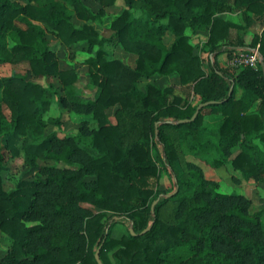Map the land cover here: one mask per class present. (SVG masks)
Wrapping results in <instances>:
<instances>
[{
  "label": "trees",
  "instance_id": "obj_1",
  "mask_svg": "<svg viewBox=\"0 0 264 264\" xmlns=\"http://www.w3.org/2000/svg\"><path fill=\"white\" fill-rule=\"evenodd\" d=\"M98 1L95 12L84 0H0V64L28 62L35 76L57 77L63 92L22 73L0 77V230L13 240L1 264H264V209L253 212L251 198L220 192L198 164L185 161L186 152H215L221 165L239 147L232 166L247 180L264 181V28L246 44L231 39L240 24L216 15L243 11L251 25L264 19V0H124L107 39L93 25L73 22L74 15L101 21L118 0ZM45 27L66 46L86 42L94 51L86 64L96 98L82 99L75 88L79 72L61 69ZM206 28L203 50L211 54V72L187 34ZM169 30L175 39L167 46ZM106 41L136 54V66L110 58ZM257 44L263 55L258 68L235 73L216 60ZM175 72L181 92L139 85ZM54 95L67 110L89 117L78 133H45L49 123L62 124L61 118L45 119ZM206 102L195 120L181 121ZM113 106L116 123L108 114ZM207 111L219 117L216 126L205 123ZM85 137H91L87 148ZM21 141L26 166L39 167L38 160L65 165L40 166L44 178L5 190L4 149L18 155ZM154 148L176 183L172 193L159 188ZM124 221L128 234L114 237Z\"/></svg>",
  "mask_w": 264,
  "mask_h": 264
},
{
  "label": "rangeland",
  "instance_id": "obj_2",
  "mask_svg": "<svg viewBox=\"0 0 264 264\" xmlns=\"http://www.w3.org/2000/svg\"><path fill=\"white\" fill-rule=\"evenodd\" d=\"M22 3H27L28 0H18ZM95 12L99 10L100 3L98 0H84ZM126 7L124 0H118L114 6L108 7L106 10V15L102 18L101 21H87L88 24L93 25L99 32L100 36L104 39H107L111 36L112 31L110 29L111 21L120 14L123 9ZM74 22L76 26L82 27L85 24L84 21H81L74 17ZM21 25V24H20ZM21 26H24L23 24ZM46 37L50 40L52 49L59 55L60 66L63 69L66 68H75L79 71V79L75 83V88L78 93L81 95L84 101H90L97 97L98 89L90 82V76L88 72V65L86 60L91 56L94 51H89V45L87 43H78L75 46L66 47L59 44V40L55 38V35L51 33L48 27H45ZM108 42V41H107ZM111 57H123L124 52L122 47H118L112 43H103ZM223 58V57H222ZM220 58V61L221 59ZM232 72L237 73L238 70L230 67ZM240 70V69H239ZM15 73L24 74L28 80L33 82H38L44 86L49 84H54L55 87H58L60 90V82L57 77H37L33 74L30 65L28 62H23L20 64H0V77H6L13 75ZM153 81L157 82V79ZM159 82V81H158ZM146 81H140V86L144 88ZM61 93L62 90H60ZM53 103L50 106L49 110L45 114V119L48 117L61 118L62 124L56 125L49 123L45 129V133L48 135L52 132H58L60 136L73 135L79 132V128L83 124L84 120L89 118L84 114H78L64 108L59 101L58 96H53ZM4 114L8 120L11 119L10 109L5 105H1ZM116 107H111L108 109V114L110 120L113 123H116ZM219 121L217 115L211 114L208 111L205 113V123L209 126H216ZM93 121H90V125H94ZM91 141V137H85L84 142L81 143L82 146L88 147ZM3 144H6V138H2ZM23 142L18 143L19 154L14 155L13 151L10 148L4 149L6 169L2 172L3 178V187L5 190H12L17 186V183L20 180H40L45 176L40 171V166L45 165H65L64 162L49 160L43 161L38 160L39 167H29L25 165V153L22 147ZM93 154L95 152L90 149ZM240 151L239 147H236L230 156L229 160L224 162L221 165L215 164V159L218 158L217 153H203L200 156H197L193 153L186 152L185 161L190 160L198 164L203 175L207 179L214 180L218 183V190L223 193H233V194H243L253 200V212L257 210L264 209V181L256 180H247L243 177L242 173L236 170L231 163V160L234 156ZM153 154L158 161V164L161 168V176L159 182V188L163 189L169 193H172L176 190L175 181L170 178L168 171L163 167L161 162V153L158 148L153 149ZM182 169H185V162L183 161L180 165ZM91 206V205H89ZM96 212L100 211L99 208L91 206ZM111 213L107 212L106 215L109 216ZM129 232V222L124 221L117 223L113 231V236L120 238L124 234ZM12 238L7 235L4 231L0 230V264L2 257L7 253V251L12 246Z\"/></svg>",
  "mask_w": 264,
  "mask_h": 264
},
{
  "label": "crops",
  "instance_id": "obj_3",
  "mask_svg": "<svg viewBox=\"0 0 264 264\" xmlns=\"http://www.w3.org/2000/svg\"><path fill=\"white\" fill-rule=\"evenodd\" d=\"M216 15L220 16V17H222V18H224L226 20H230V21H232L234 23L240 24L241 28H233L231 30V39L238 40L239 38H242V39H244L246 44L250 43V41L252 39V36L255 33H261L263 28H264V19L262 21H258V22L254 23V24L248 25L246 23V21L244 20L243 11L217 12ZM74 17L79 19L76 15H74ZM74 17H73V19H74ZM79 20H81V19H79ZM81 21H84L85 23H87V21H85V20H81ZM73 22H74V20H73ZM187 34L191 37L190 38V42L194 46V53L200 55L203 58V60H204V63H203L204 68L207 70V72H211V67H210V62H209V58L211 57V54H209L208 52L203 50V46L205 45V43H206V41H207V39L209 37L208 28L200 29V30H198L196 32L191 31L190 29H188L187 30ZM55 38L57 40H59L56 36H55ZM163 39H164L165 44L167 46H170L172 44V42L174 41V39H175V35L172 33V31L169 30V31L166 32V34H165ZM108 42L112 43L114 45H117V44H115V43H113L111 41H108ZM108 42L106 41V42H104V44H106ZM81 43H86V42H81ZM59 44H61V46H66V45L62 44L60 41H59ZM75 45L76 44L71 45V46H75ZM71 46H66V47H71ZM117 46L118 47H122L119 44ZM103 48L109 53V51L105 47H103ZM121 49H123V52H124L123 57H111L110 55H109V57L110 58H119V59L123 60L125 63H127V64H129L131 66H136L137 55L134 54V53L126 51L123 47ZM241 49H243V48L239 47L237 50H241ZM245 49H247V48H245ZM237 50L233 51L232 53L236 52ZM220 58H222L221 61H220ZM229 58H230V54L228 52H223V53L219 54L216 57V60H217V62L219 63L220 66L225 67V68H230V66L228 64ZM61 69H63V68H61ZM66 69H69V68H66ZM88 70H89V68H88ZM154 79H157L159 82L158 81L157 82L153 81ZM141 80L142 81H146V84L149 83V82H152V83H155L156 85H158L160 87L174 86L176 88L177 92H181V90H182L181 89L182 85H181L180 76L176 72L168 74V75L156 74V75H154L153 77H151L149 79H141ZM140 81H139V85H140ZM142 89H145V87L142 88ZM192 100H193V103H195L194 102V96H192ZM113 107H116V109L118 108V106H113ZM62 137H64V136H62Z\"/></svg>",
  "mask_w": 264,
  "mask_h": 264
},
{
  "label": "built area",
  "instance_id": "obj_4",
  "mask_svg": "<svg viewBox=\"0 0 264 264\" xmlns=\"http://www.w3.org/2000/svg\"><path fill=\"white\" fill-rule=\"evenodd\" d=\"M263 61L260 44L255 47L237 50L230 55L228 64L230 67L239 70L243 67L258 68Z\"/></svg>",
  "mask_w": 264,
  "mask_h": 264
},
{
  "label": "water",
  "instance_id": "obj_5",
  "mask_svg": "<svg viewBox=\"0 0 264 264\" xmlns=\"http://www.w3.org/2000/svg\"><path fill=\"white\" fill-rule=\"evenodd\" d=\"M262 63H263V61H262ZM209 103H211V102H206V103L201 104V105L198 107V109H197V111L195 112V114L192 116V118H190V119H186V120H181V121L183 122V121H193V120H195L196 117L198 116L199 112H200V109H201L204 105H207V104H209ZM155 203H156V202H155ZM146 230H147V229H146ZM146 230H144V232H145ZM132 232H134V231L132 230ZM96 256H97V258L99 259V252L96 253Z\"/></svg>",
  "mask_w": 264,
  "mask_h": 264
}]
</instances>
